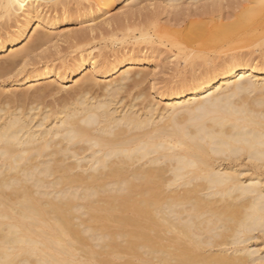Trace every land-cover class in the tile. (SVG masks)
I'll return each instance as SVG.
<instances>
[{
  "label": "bare ground",
  "instance_id": "1",
  "mask_svg": "<svg viewBox=\"0 0 264 264\" xmlns=\"http://www.w3.org/2000/svg\"><path fill=\"white\" fill-rule=\"evenodd\" d=\"M1 17L0 264H264V0Z\"/></svg>",
  "mask_w": 264,
  "mask_h": 264
},
{
  "label": "rangeland",
  "instance_id": "2",
  "mask_svg": "<svg viewBox=\"0 0 264 264\" xmlns=\"http://www.w3.org/2000/svg\"><path fill=\"white\" fill-rule=\"evenodd\" d=\"M45 2V1H44ZM39 3L41 4L42 2L41 1H39ZM125 3V2H124ZM124 3H118L117 5H116V7L111 11V14L112 13H114V14H116V13H118L119 12V10L120 11H123V9H126V7H124ZM45 4V3H44ZM46 5H50V3L48 4L47 2H46ZM69 5H71V4H69ZM122 6V7H121ZM59 7H63L61 4L58 6V8ZM124 7V8H123ZM60 13V12H59ZM53 14V13H52ZM73 19V20H72ZM70 21H68V22H63L62 23V25L60 24L59 25V29L61 30V31H65V32H67V31H71V32H73V31H76V30H78V29H81L86 23H84L83 22V20H84V18L82 19V18H80V17H78V19H76L75 18V20H74V18H72ZM4 20L5 19H3V17H1L0 18V24H5V22H6V20H5V22H4ZM80 20V21H79ZM4 22V23H3ZM6 23H8V24H10V23H12V21H10V20H8ZM83 23V24H82ZM82 24V25H81ZM6 25V24H5ZM79 25H80V27H79ZM1 26V25H0ZM1 28V27H0ZM2 29H0V31H1ZM120 37V36H119ZM102 43H100V45H102V46H104L103 44L104 43H106V44H109L108 42V40H105V42L103 43V41H101ZM62 46H65V44H61ZM100 45H98L99 47H100ZM110 45V44H109ZM109 45H106V46H104V47H102L101 49L102 50H104V52H107V53H109L110 51H111V47L112 46H109ZM116 45V46H115ZM114 45V49L116 48V47H118L119 45L118 44H115ZM106 47V49H104ZM110 49V50H109ZM117 49V48H116ZM98 50V49H97ZM106 50V51H105ZM109 51V52H108ZM157 61H161V59H159V60H157ZM156 61V62H157ZM156 62H154V63H156ZM154 63H152V64H149V65H147L148 67H153V64ZM156 64H158V63H156ZM39 65V64H38ZM155 65V64H154ZM159 68L158 67H156V70H158ZM155 70V71H156ZM170 77V75L169 74H167V75H164L163 77H166V78H169ZM12 79V76L11 75H5V76H0V88L2 89V90H4V91H6V90H8V89H12V85H13V83L11 82V79ZM102 81H105V79L102 77V78H99L98 79V82H102ZM61 84H63V86L64 87H67V86H69L70 84H71V82H59V85H61ZM11 85V86H10ZM27 84L26 83H23L21 86L22 87H25ZM0 89V90H1ZM61 92H63V91H59V92H57L56 93V97H59V95L60 96H62L63 94H64V92H63V94L61 93ZM149 92L152 94L153 93V91L152 90H149ZM58 95V96H57ZM49 100H51L50 98L49 99H47L46 101H49ZM264 239H262V237L261 238H259V236H257V238L256 239H253V240H251L250 241V243H253L254 245V248H259V253H261L262 254V252L264 251V241H263ZM262 244V245H261ZM257 245H259V246H257ZM263 255H264V252H263ZM258 262H260V261H255V264H259ZM252 264H254V263H252ZM261 264V263H260Z\"/></svg>",
  "mask_w": 264,
  "mask_h": 264
}]
</instances>
